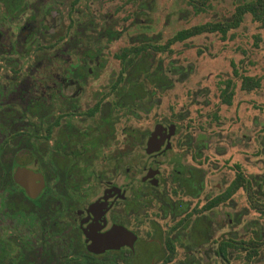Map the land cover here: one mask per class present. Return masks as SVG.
I'll list each match as a JSON object with an SVG mask.
<instances>
[{
	"label": "flooded vegetation",
	"instance_id": "flooded-vegetation-1",
	"mask_svg": "<svg viewBox=\"0 0 264 264\" xmlns=\"http://www.w3.org/2000/svg\"><path fill=\"white\" fill-rule=\"evenodd\" d=\"M86 1L0 0V264H230L212 214L234 195H213L202 138L134 128L189 75L158 56L188 39L108 57L123 30Z\"/></svg>",
	"mask_w": 264,
	"mask_h": 264
},
{
	"label": "rangeland",
	"instance_id": "rangeland-1",
	"mask_svg": "<svg viewBox=\"0 0 264 264\" xmlns=\"http://www.w3.org/2000/svg\"><path fill=\"white\" fill-rule=\"evenodd\" d=\"M141 1L148 8L136 20L134 12ZM247 1L250 0H92L81 3L80 9L86 5L91 11L110 15L116 28L123 30L121 39L108 48L107 56L113 58L129 45L132 36L144 33L165 44L179 30L230 18L235 7ZM196 2L203 12H195ZM158 56L165 67L171 63L181 69L188 67L189 75L164 93L159 106L145 119L134 120V128L151 130L156 120L171 117L180 121L182 136L202 138L196 144L214 196L233 181L236 166L247 176L264 175V28L247 15L225 40L219 34L205 33L176 43L170 54ZM119 71V61L112 59L103 73L113 75ZM237 73L260 78L261 87L251 92L241 90ZM227 80L236 86L231 106L220 101ZM212 217L214 239L230 236L248 240L257 231L264 241V216L250 208L243 190L214 209ZM247 255V250L233 252L230 264H264V243L252 260ZM214 260L213 264H222Z\"/></svg>",
	"mask_w": 264,
	"mask_h": 264
},
{
	"label": "trees",
	"instance_id": "trees-1",
	"mask_svg": "<svg viewBox=\"0 0 264 264\" xmlns=\"http://www.w3.org/2000/svg\"><path fill=\"white\" fill-rule=\"evenodd\" d=\"M247 15L252 17L253 22L259 23L264 28V0H250L235 7L232 16L228 19L207 22L201 25L193 26L189 29H184L178 32L170 41L172 44L176 41H185L191 37L212 33L219 34L222 40H225L227 34L234 29L239 28ZM235 83L231 80L225 83L222 89L220 98L223 104L231 106L235 94ZM261 87V79L253 76H241V89L243 91L251 92ZM237 174L235 179L231 182L227 195L229 199L240 189H243L247 195V199L251 209L261 213L264 216V175L261 176H246L237 166ZM222 202V197L215 199L214 206ZM226 242V243H225ZM221 243V249L228 247L230 259L233 252H241L247 250V258L253 259L263 244V240L258 232L248 240H240L229 238L227 241ZM229 259V260H230Z\"/></svg>",
	"mask_w": 264,
	"mask_h": 264
}]
</instances>
